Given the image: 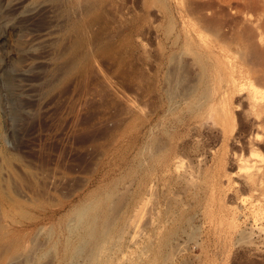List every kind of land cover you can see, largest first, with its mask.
<instances>
[{
	"label": "rangeland",
	"instance_id": "rangeland-1",
	"mask_svg": "<svg viewBox=\"0 0 264 264\" xmlns=\"http://www.w3.org/2000/svg\"><path fill=\"white\" fill-rule=\"evenodd\" d=\"M0 264H264V0H0Z\"/></svg>",
	"mask_w": 264,
	"mask_h": 264
},
{
	"label": "bare ground",
	"instance_id": "bare-ground-1",
	"mask_svg": "<svg viewBox=\"0 0 264 264\" xmlns=\"http://www.w3.org/2000/svg\"><path fill=\"white\" fill-rule=\"evenodd\" d=\"M15 101H17V104H20V103H18V101H19L18 99H17V100H15Z\"/></svg>",
	"mask_w": 264,
	"mask_h": 264
}]
</instances>
